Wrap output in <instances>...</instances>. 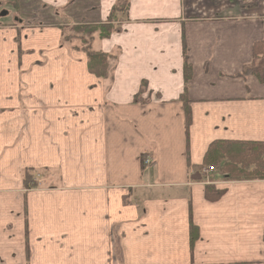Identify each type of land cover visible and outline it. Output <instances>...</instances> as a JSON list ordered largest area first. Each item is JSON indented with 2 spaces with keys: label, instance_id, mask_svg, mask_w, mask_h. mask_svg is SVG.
I'll list each match as a JSON object with an SVG mask.
<instances>
[{
  "label": "crops",
  "instance_id": "crops-1",
  "mask_svg": "<svg viewBox=\"0 0 264 264\" xmlns=\"http://www.w3.org/2000/svg\"><path fill=\"white\" fill-rule=\"evenodd\" d=\"M115 1L83 16L105 22ZM128 3L94 36L117 55L108 80L58 27L0 22V264H264V181L205 166L214 143H264V84L239 77L264 40V0ZM26 172L46 177L26 190Z\"/></svg>",
  "mask_w": 264,
  "mask_h": 264
},
{
  "label": "trees",
  "instance_id": "trees-1",
  "mask_svg": "<svg viewBox=\"0 0 264 264\" xmlns=\"http://www.w3.org/2000/svg\"><path fill=\"white\" fill-rule=\"evenodd\" d=\"M129 8L128 0H116L111 9L106 23L98 24L96 26H89L83 28H73V31L79 35H84L87 41H81L84 48L80 50L74 48V51L83 52L87 60V68L89 73L95 77L103 80L110 79L112 67L109 63L114 64L117 60L116 54H104L93 50L92 44L94 36L97 35L99 39H108L116 29V22H119L116 14H121L126 17ZM63 42H68L63 37ZM62 44V43H61ZM183 74H184V95L191 79V65L188 61L187 49L183 45ZM249 75L256 77V79L264 84V40L253 45L252 61L246 66L239 77L245 78ZM145 87V82H142L141 89ZM142 91V90H141ZM182 98L185 104V122L186 127L190 125V112L187 106V101ZM145 159H143L144 162ZM205 166L212 168L219 174H226L228 181H264V143L252 142H217L212 144L205 158ZM214 172V173H216ZM40 178L44 176L43 173L38 174ZM37 174L26 172L23 177V187L26 190L35 189L36 186L31 187L30 183L34 180ZM37 181V187L38 183ZM41 183V182H40ZM221 195V192L216 191L212 187L205 189V198L208 201H215ZM191 244L196 239L195 228L191 226L190 229Z\"/></svg>",
  "mask_w": 264,
  "mask_h": 264
},
{
  "label": "rangeland",
  "instance_id": "rangeland-1",
  "mask_svg": "<svg viewBox=\"0 0 264 264\" xmlns=\"http://www.w3.org/2000/svg\"><path fill=\"white\" fill-rule=\"evenodd\" d=\"M96 3L97 0H75L71 4V0H65L63 5L53 6L51 4L46 5L44 0H0V22L10 21L15 17L17 20L19 18H24L26 21L30 20L31 27H58L62 32V39L65 37L66 40H69L68 42L61 40L62 46H65L70 51H74V48L80 50V48H84V45H80L79 42L82 40L87 41V39L84 35L74 32L73 28L98 25L87 22L93 19L91 15L83 16L84 12L93 5L96 6ZM44 7H47L49 11H44ZM41 12L44 13V16H42L43 20H41L39 15H34ZM57 14H59L58 18L55 17ZM116 17L119 22L123 21V15L116 14ZM102 23H106V21L100 22L99 25ZM14 24L13 26L19 28L16 22ZM111 64L109 63V66ZM43 177H46V174ZM34 178L30 183L31 187H37V181H39L40 176L37 174Z\"/></svg>",
  "mask_w": 264,
  "mask_h": 264
},
{
  "label": "built area",
  "instance_id": "built-area-1",
  "mask_svg": "<svg viewBox=\"0 0 264 264\" xmlns=\"http://www.w3.org/2000/svg\"><path fill=\"white\" fill-rule=\"evenodd\" d=\"M143 164L147 165L148 164V161L147 160H144ZM207 171H213V169L212 168H208Z\"/></svg>",
  "mask_w": 264,
  "mask_h": 264
},
{
  "label": "bare ground",
  "instance_id": "bare-ground-1",
  "mask_svg": "<svg viewBox=\"0 0 264 264\" xmlns=\"http://www.w3.org/2000/svg\"><path fill=\"white\" fill-rule=\"evenodd\" d=\"M210 172H213V171H210Z\"/></svg>",
  "mask_w": 264,
  "mask_h": 264
}]
</instances>
